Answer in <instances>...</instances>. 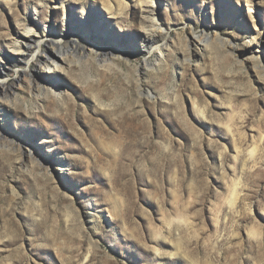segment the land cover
<instances>
[{
	"label": "rangeland",
	"instance_id": "374dc122",
	"mask_svg": "<svg viewBox=\"0 0 264 264\" xmlns=\"http://www.w3.org/2000/svg\"><path fill=\"white\" fill-rule=\"evenodd\" d=\"M1 79L0 264H264V0H0Z\"/></svg>",
	"mask_w": 264,
	"mask_h": 264
},
{
	"label": "bare ground",
	"instance_id": "6f19581e",
	"mask_svg": "<svg viewBox=\"0 0 264 264\" xmlns=\"http://www.w3.org/2000/svg\"><path fill=\"white\" fill-rule=\"evenodd\" d=\"M108 9H111V7L110 8L108 7ZM31 25H32L31 23H27L26 22L24 24V28L27 29V30H29V29H31ZM21 35L25 36V38L21 37L20 34H19L18 37L21 39L20 42L24 43L25 46H27V51H32V49H30V47H31L32 44H31L30 40L28 39L29 36H28L27 32H23V33H21ZM216 36H215V38H216ZM103 39L105 41H108V39H111V38H109L108 34H105V35L103 34ZM200 41H203V39H201ZM15 42H17V40L16 39H13L12 40V43H15ZM22 43H18L20 49L22 47ZM159 49H160V47L157 49L159 51V56L156 54V51H154V53H155L154 55L156 57V60H158L159 62H161V61H164L165 60L166 56L163 54V51H160ZM62 56H64V54L61 51H58V50H57L56 53L55 52L52 53V52L47 51V50H41L40 49V43L37 42L36 43V46H35V49L32 51L31 57L27 60V62H29V61H31L33 59H39V60H36L37 63H38V65H39V67H38V70L39 71H42L44 67H47L48 69H55L58 66H60V67L62 66V64H60V61L58 60V57L61 58V59H63ZM108 61L112 63V61L109 60V59H107V58H103L101 60L102 63H105V62H108ZM1 66L3 68L5 67L4 64L1 65ZM144 67H151V63L146 60L145 63H144ZM50 72H52V71H50ZM28 78L29 77H27V81H29V82L37 85V86H39V85L41 86V88L43 89V96H46V95L50 94V91L51 90H53L54 92H56L59 89L58 88V83L59 82H58L57 77H54V78L51 77L49 79H44V80H37L36 79L35 81H32V80L30 81V79H28ZM3 80L4 79H1L0 81L3 82ZM27 84H28V82H27ZM1 98L4 100L5 103H7V101H8V95L4 94V95L1 96ZM194 110L198 113L199 116L203 117L204 114H203V111L202 110H200L198 108H196ZM232 200H234V198H232Z\"/></svg>",
	"mask_w": 264,
	"mask_h": 264
}]
</instances>
